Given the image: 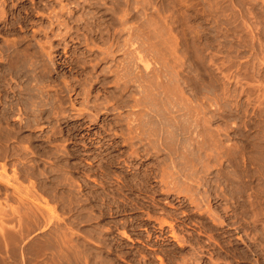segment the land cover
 Returning a JSON list of instances; mask_svg holds the SVG:
<instances>
[{"label": "rangeland", "instance_id": "374dc122", "mask_svg": "<svg viewBox=\"0 0 264 264\" xmlns=\"http://www.w3.org/2000/svg\"><path fill=\"white\" fill-rule=\"evenodd\" d=\"M56 18L61 23L56 22ZM122 23L123 25H121ZM124 25L127 27L121 30ZM92 29H97L96 34L92 33ZM141 31L146 36H142ZM129 33H133V35L140 33V37L145 38L140 39L136 36L129 38L131 36ZM114 34H120L118 37L116 36L115 40L118 45L122 47L125 45L124 47L128 48L131 44L129 41L133 40L134 43H138L135 45L139 46L137 49L141 52L133 50L127 55H124L123 51L122 53L117 52L113 59L110 57L109 60L96 62L97 64H94L95 68H93L92 63H95L97 57L101 56L102 46L105 47L107 44L113 43ZM101 36L106 39L102 40ZM128 38L130 40L127 44ZM159 38L160 40L167 38L169 41L170 39L177 41L175 44L177 50L174 48V41H171L172 48L175 50L173 52L177 56L176 59H174L173 53L169 56L172 51L170 42L168 43L167 39V41L162 39L166 43L160 40L158 42ZM92 39H96V41L99 39V42L92 43ZM143 40L145 41V44L142 43L144 46L141 44ZM124 41L127 45L122 44ZM151 42H154V45L150 44ZM164 44L168 46L166 48H169L170 52L168 49L165 50L166 45L164 46ZM150 45L154 47L151 46L152 49H150ZM40 46L44 47L41 51H39ZM48 46L53 47V50ZM155 47H158V50L163 48L160 51L164 52L163 55L166 53V65L162 60L166 57L162 58V54H159L160 52L155 50ZM192 47H195L196 50ZM0 48L5 51V53L3 51L0 53V70L2 71V73L0 71V99H3L0 105V124H3V121L6 123V119L9 124L8 127L5 123L0 125V174L1 178L5 179L0 178V230L6 231L5 234L2 230L0 231V264H161L158 257L163 259L164 264H264V0H0ZM8 48L10 49L8 50ZM16 48L21 53L24 51H26L24 53L29 52L32 55L36 53L34 55L40 59L36 60L34 55L30 57L31 54L28 53V55L25 54L28 59L23 53L16 52L15 54ZM43 49L46 50V53ZM144 50L150 51L149 55H153V57H148L149 55ZM42 51L43 53H41ZM12 52L13 55L15 54V58ZM137 52L141 53L139 55H145L144 57L148 60L157 61L159 57L162 58H159L160 63L151 61V63H155L152 66L157 75L166 72L171 76L170 73L173 74V69L176 68V61L179 63L181 67L177 64L179 68L175 70L179 71L182 76L179 73L176 74L175 71L173 75L176 77L180 90L184 88L183 96L187 97L186 95H188L192 102L196 103L197 101L196 108L198 109L209 107L208 103L211 105L210 107L213 106L214 109L206 108L205 110L206 112L210 109V112H206L208 117H212L211 125L209 124L212 129H210L212 131L219 128L222 130V134H220L221 131L217 132L220 129L213 131V134L222 140L223 146H227V150L230 151L229 157L231 159L235 157L232 161L228 159L229 157L228 161L226 158L225 160L219 158L222 164L218 160H215L217 164H214L216 163L213 162L214 160L202 155L201 161L205 162L204 166L210 170H208L209 173L206 172L207 169L203 168L204 170H199L198 175H195L196 179L193 178L194 176H187L186 179H183L185 181H188L187 178L192 181L198 179L196 182L201 186H194L197 188V190L193 188L195 193L186 194L190 196L193 193L190 196L192 199L193 196L194 199L201 197L198 199L199 201L196 200L197 203H193L192 199L190 202L189 196L187 198L185 195L187 199L182 196L184 193L178 195L174 190L173 194L171 191L167 192V186L164 191L162 186L165 184L159 183L160 174L163 175V173L158 174L163 170L161 168H166L169 164L168 168L171 165V161L166 157V152H164L166 155L161 152L155 156L143 154L134 157V154L133 158H131V154H128L131 152L128 148L130 145L128 146L126 143V136L123 137V131H127L123 130L125 125L118 122L119 111L114 110L113 91H116L117 85H114L112 80L116 68H121L127 59L135 60L136 67L135 65L134 67L142 69V66L136 61ZM6 54L9 55V58ZM41 54L45 55H42L44 58ZM22 55L25 56H23L25 59L20 58ZM156 55L157 57H155ZM178 56L179 59H177ZM154 57L157 59L155 60ZM171 57L174 61L176 60L175 64ZM16 58H20L16 64L20 62L21 64L14 67L15 64L11 71L10 61L14 64L18 61ZM34 59L36 63L38 62L37 64ZM167 62L172 64L173 69ZM39 63L40 66H38ZM6 65L7 67L10 65L9 69L5 67ZM44 65L48 71L41 67ZM96 65L98 66L96 67ZM118 65L119 67H117ZM164 65L168 66L169 70ZM27 67H29L28 70ZM30 67H32L31 70ZM110 68L112 71L115 69L113 73L109 72ZM42 69L46 71L44 78L41 77ZM13 72L14 74H12ZM36 72L41 74L37 75ZM15 74L17 76H14ZM35 77H40L42 83L47 78L43 84L36 82L38 86L43 87V90L46 87L45 99L44 97L43 99L48 101L43 106L44 113L38 115L44 118L39 117L40 121L45 120L41 122L38 121V117L33 115L31 104H29L32 99L30 94H33L32 90L36 85ZM89 77L91 81H89ZM86 79L88 80L86 81ZM52 80L53 84L51 85ZM30 82L34 84L32 85ZM193 82L198 85V91H196V84ZM47 84L48 87L52 86V89L53 86L56 89L64 87L63 89L66 91L67 87V90L72 91L68 90L63 94L64 98L72 96L69 97L70 101L65 99L64 107L67 109H64V112H67L64 113L65 115L63 114L64 116L57 117V119L60 118V122L56 120V116H52L55 114L52 110H57L56 105L50 103L52 102L50 97L55 94L56 89L48 91ZM30 86L33 87L30 88ZM86 90L90 92L85 93ZM202 91L203 94H201ZM49 92L50 94H48ZM20 93L22 94L19 95ZM138 93L134 90L132 95L138 98ZM2 94L6 96L4 97ZM199 94L202 96L199 97ZM203 96L206 98H202ZM97 99L98 102L109 101L108 111H104L105 109L93 111L92 106L90 108L91 101L92 103L93 100L97 102ZM202 99L205 100V102L202 101L204 104L199 102ZM213 100L218 104L215 105ZM132 102L131 100L129 104L132 105ZM206 102L208 103L206 104ZM71 103H74L73 106L69 105ZM72 107L74 109H71ZM125 109L122 112L123 116L131 112L130 107ZM36 119L38 123L35 121ZM21 121L24 123H20ZM56 122L58 123L56 124ZM32 124L35 125V128L32 127ZM18 125L20 126L18 127ZM37 126L38 128H36ZM16 127L20 130L16 131ZM9 133L10 136H8ZM58 145L61 146V149L58 147L60 151L57 152L55 147ZM240 151H244V153ZM240 155L241 158H239ZM210 157L212 159V156ZM158 160L159 162H157ZM208 162L209 165H207ZM238 165L240 166L238 167ZM214 167L217 168L214 169ZM237 168L241 171H238ZM3 169L5 171H2ZM216 173H219L217 175L221 174V177ZM148 174L155 177L151 178V183L147 182L146 175ZM155 175L159 177L156 178ZM67 178L69 179L67 180ZM70 179L72 182L69 181ZM122 179L124 180L122 181ZM154 179H156L155 182ZM5 182L10 183H8L9 187ZM68 182L70 185H66ZM136 183L138 185H134ZM180 183L184 185V181H180ZM144 184H146L145 187ZM181 185L178 188H181ZM146 187L147 189H145ZM151 187L153 189H150ZM199 192L201 193L199 194ZM75 195L79 198L76 199ZM254 199H258L259 202L258 200L255 202ZM87 200L90 201L86 202ZM123 201H127L125 205ZM111 202L113 203L111 204ZM207 202L211 209L208 210L210 207L205 204L204 207L208 209L203 211L202 205ZM196 204L202 205L197 207ZM67 205L71 207V210L66 208ZM257 206L260 208L257 209ZM254 208L260 212L263 211V214L257 215V210ZM34 211L37 214V219H35V213H32ZM30 212L35 216H33L34 218L31 217ZM27 213L31 216H25ZM168 213L170 216L167 218ZM75 214L78 219L85 218L80 219L79 222ZM88 214L93 215L89 216ZM97 215H102L105 218ZM54 216L60 220L57 219L55 222L52 218ZM154 218H159L161 223H158L163 224L162 228L157 223L158 219L154 220ZM162 219L163 221H160ZM36 220L39 225H36L38 224ZM164 220L173 223V227L170 228L169 224L162 223ZM48 221L54 223L50 222V227H48L46 224L49 223ZM60 225L63 226L62 230ZM44 227L45 229H43ZM172 228L175 229L173 232ZM124 232L131 236V240L124 237ZM174 232H177L176 235L180 240L173 239L175 237L171 235ZM180 242H182L181 246ZM195 258L196 260H194Z\"/></svg>", "mask_w": 264, "mask_h": 264}, {"label": "bare ground", "instance_id": "6f19581e", "mask_svg": "<svg viewBox=\"0 0 264 264\" xmlns=\"http://www.w3.org/2000/svg\"><path fill=\"white\" fill-rule=\"evenodd\" d=\"M125 1V0H124ZM129 5V4H128ZM127 7V6H126ZM127 10V9H126ZM126 13H127V11H126ZM124 14V13H123ZM58 18V17H57ZM57 18L55 19V21L57 22H59V20H57ZM55 23V22H54ZM59 23H61V22H59ZM89 23V25H91L90 24V22H88ZM88 23H86V24H88ZM121 25H123V23L121 24ZM87 27V26H86ZM91 27H93L92 25H91ZM122 27V26H121ZM125 27H127L126 25H124V27H122L121 28V30L123 29V28H125ZM87 28H89V27H87ZM150 28V27H149ZM51 29V28H50ZM53 29V28H52ZM91 29V28H90ZM95 29V28H94ZM128 29V28H127ZM93 30V29H92ZM97 30V29H96ZM96 30H93L92 31V33H95L96 34ZM115 30V29H114ZM125 30V29H124ZM103 31V30H102ZM129 31V30H128ZM130 31H131V28H130ZM129 31V32H130ZM132 31H133V29H132ZM67 32H69V31H67ZM66 32V33H67ZM75 32V31H74ZM90 32V31H89ZM117 32V31H116ZM142 33H141V35L142 36H146V35H143V31H141ZM148 32V31H147ZM59 33V32H58ZM61 33V32H60ZM65 33V32H64ZM63 33V34H64ZM103 33V32H102ZM122 33V32H121ZM134 33V32H133ZM133 33H129L130 35V37L129 38H131L132 36H136L137 38L139 37L140 39H142V38H145V37H140V33L138 34V35H133ZM149 33V32H148ZM55 34V33H54ZM63 34H61V35H63ZM68 34V33H67ZM67 34H66V36H67ZM72 34V33H71ZM58 35H60V34H58ZM58 35H56V36H58ZM102 35V34H101ZM120 34H118V35H113L114 37H113V43H109V44H107V46H102V51H101V56L99 57H97V59H96V57H95V59H96V61H95V63H92L93 65V68H95V65L94 64H97V63H100L101 61H105V60H107L108 58H114L115 57V55L117 54V52H121L122 53V51L124 52V55L126 54H129L130 52H132L133 50L135 51H137L138 49V47L139 46H136L138 43H134L133 42V40L132 41H129L130 39L128 38L127 39V44H128V41L129 42H131V44L129 45V47L128 48H126V47H122L121 45H118V43L117 42H115V40L117 39L116 38V36L118 37ZM64 36H65V34H64ZM128 36V35H127ZM61 37V36H60ZM63 37V36H62ZM74 37H76V36H74ZM102 37V36H101ZM147 37H149V36H147ZM63 38H65V37H63ZM103 38H105V37H102V40H103ZM132 38H134V37H132ZM136 38V39H137ZM189 38V37H188ZM106 39V38H105ZM108 39V38H107ZM112 39V38H111ZM118 39H120V38H118ZM147 39V38H146ZM163 39V38H162ZM162 39L160 40V38L159 39H157V41L158 40H160V41H162ZM165 39V38H164ZM163 39V40H164ZM167 39V38H166ZM164 40V41H167V40ZM189 39H191V38H189ZM61 40V39H60ZM99 40V39H98ZM96 41V39H92V43H95V42H99V41ZM109 40V39H108ZM145 40V39H144ZM143 40V41H144ZM81 41V40H80ZM85 41H87L86 39H85ZM104 41H106V40H104ZM112 41V40H111ZM111 41H109V42H111ZM126 41V40H125ZM124 41V42H125ZM136 41V40H135ZM140 41V40H139ZM143 41H141V44L143 43V44H145V41L143 42ZM148 41V40H147ZM164 41H162L163 43H166V42H164ZM172 39H170V41L168 40V43L171 45V48H172V46L174 45V48L176 49V47H175V44H176V40L173 42L174 44L172 45ZM191 41H192V39H191ZM61 42V41H60ZM88 42V41H87ZM122 43V44H126V42L125 43ZM137 42V41H136ZM159 42V41H158ZM157 42V45L159 44ZM162 42H160L161 44H162ZM101 43V42H100ZM154 43V42H153ZM152 42L150 43V44H153ZM155 43H156V41H155ZM167 43V44H168ZM185 43H186V40H185ZM188 43H190V42H188ZM12 44H14V43H12ZM126 44V45H127ZM136 44V45H135ZM142 44V45H143ZM146 44H147V42H146ZM160 44V45H161ZM178 44V43H177ZM194 44V43H193ZM11 45V44H10ZM15 45V44H14ZM86 45H88V43H86ZM103 45V44H102ZM141 45V46H142ZM149 45V44H148ZM154 45V44H153ZM153 45H150V47L152 46V47H154ZM163 45V44H162ZM166 44H164V46H165ZM169 45V46H170ZM190 45V44H189ZM192 45V44H191ZM8 47H10L9 45H7ZM7 46H6V48H7ZM12 46V45H11ZM144 46V45H143ZM142 46V48H145L146 49V47H143ZM146 46V45H145ZM164 46H162L163 48H164ZM12 47H14V46H12ZM11 47V48H12ZM41 47V46H40ZM43 47V46H42ZM42 47L40 48V50L39 51H41V49H42ZM49 47V46H48ZM122 47V48H121ZM149 47V48H150ZM152 47L150 48V49H152ZM166 47H168L167 45L165 46V50L167 51V49L169 50V48H166ZM44 48V47H43ZM52 49L53 47H49V49ZM100 48V47H99ZM141 48V47H140ZM139 48V49H140ZM161 48V47H160ZM162 48V49H163ZM189 48V47H188ZM190 48H191V46H190ZM1 49V48H0ZM10 48H8V50H9ZM13 49V48H12ZM11 49V50H12ZM38 49V48H37ZM101 49H98V50H101ZM147 49H148V47H147ZM149 49V50H150ZM162 49H159L158 50V47H155V50H157V51H159V52H156L155 50H153V51H155L156 53H159V54H162V53H164L163 51H162V53H161V51L160 50H162ZM192 49H194V50H196L195 49V47L193 48L192 47ZM191 49V50H192ZM10 50V51H11ZM15 50H17V48L15 49ZM14 50V51H15ZM25 50V49H24ZM23 50V51H24ZM27 50H28V47H27ZM44 50V49H43ZM53 50V49H52ZM121 50V51H120ZM141 50V49H140ZM143 50V49H142ZM172 51H171V53H169V56H171L172 55V53H173V56L175 57H173L174 59H176V54H175V52H173V48L171 49ZM177 50V49H176ZM4 52L5 53V51L4 50H0V53L1 52ZM7 51V50H6ZM18 51H20V50H17V51H15V54H16V52H18ZM93 51V50H92ZM135 51V52H136ZM139 51V50H138ZM175 51V50H174ZM24 52H26V51H24ZM24 52H22L24 55L26 54V55H28L29 54V52H27V53H24ZM35 52V51H34ZM139 52H141V51H139ZM144 52H146L148 55L150 54L149 52L150 51H147V50H144ZM168 52H170V50L168 51ZM168 52H167V55H168ZM194 52V51H193ZM7 54L9 53V51L8 52H6ZM19 53H21V52H18V54ZM21 53V54H22ZM41 53H43V51L41 52ZM44 53H46V50H44ZM47 53H49L48 51H47ZM134 53V52H133ZM133 53H132V56H133ZM6 54V56H7V58H9L8 56L9 55H7ZM14 54V55H15ZM20 54V55H21ZM31 54V53H30ZM29 54V55H30ZM34 54H36V53H34ZM33 54V55H34ZM38 54V53H37ZM51 54V53H50ZM50 54H48V55H50ZM100 54V53H99ZM137 55V63H139V65L140 66H142V69L140 70V68H138V69H136L135 67H136V63L134 62V61H131V60H133V59H131V60H128L127 59V61L125 62V64L124 65H122V67L120 68L119 67V65L117 66V67H119V68H116V70L115 69H113V71L115 70V72H114V77H113V84L114 85H117V89H116V91L115 92H117L118 94L117 95H115L114 93V91H113V105H115V108H114V110H117V111H119V114H118V122L119 123H123L124 125H125V129H123L122 127V125L121 124H119V125H121L122 127V129L123 130H125V131H127V132H124L123 130H120L121 132L123 131V137L124 136H126V143H128V146L130 145V147H128L129 149H130V153L128 152V154H131V158H133L132 157V155H134V157L136 156V155H143V154H153L154 156H155V154H158L159 155V153H161V152H166V154H167V156L166 157H168L169 158V160L171 161V165L167 168V166L169 165H167L166 166V168H161V169H165L164 171L163 170H161V172H157L158 174H160V173H163V175H161L160 174V177L162 176V178L160 179V177H159V183H161V184H165L164 186H162L163 187V189L167 186V192L169 191H171V194H173L172 193V191L174 190V191H177V194L179 195V194H181V193H184V195L182 194V196H185L186 194H190V192H194L195 190H193V188H194V186H196V187H199V183L198 182H196L195 180H193L192 181V179H190L189 180V178H187L188 179V181H185V180H183V179H186L185 177H187V176H194L193 178H195V175L197 174L198 175V171L199 170H201V169H207V171L206 172H208V168H206L207 166H204V164H205V162L204 163H202L203 161H201V158L203 157L202 155L204 154V156H205V158H207L208 157V159H210V160H214L213 162H216L217 160L220 162L221 160H219V158H221V159H224L225 160V158L227 159L229 156H230V151H228L227 150V146L225 147V146H223L224 145V143H222L221 141V139L220 138H216L215 137V135L213 134V131L215 132V130H219V129H214L213 131L211 130L212 128V126H209V124L211 123V119H212V117H208L207 116V114H206V112L207 111H209V110H207L206 112H205V110H206V108H212V107H210L211 105L208 103V102H206V104L208 103V105H209V107H206V108H196L197 106H196V104L198 105V102L196 101V103H195V101H193L192 102V100L188 97V95H186L187 97H185V95L183 96V89L182 90H180V88H179V85H178V82H177V80H176V77H174V71L176 72V74L177 73H179V71H177V70H175L176 68L178 69L179 67H181L180 65H179V63H177V61H176V64H175V61H174V59H173V63L175 64V69H173L172 68V64H168V62H167V64L168 65H170V67L174 70L173 71V74H171L170 73V75L171 76H169L168 75V73H166V72H163V73H165V74H158L157 75V73H155V71H154V69H153V66H152V64H155V63H151V61H153L152 59H149L148 60V58L146 59V57H144L145 55H139V54H141V53H136ZM153 54V53H152ZM155 54V53H154ZM159 54H158V56H159ZM171 54V55H170ZM12 55H13V52H12ZM11 55V56H12ZM13 55V56H14ZM24 55H22V56H20V58H22ZM25 55V56H26ZM33 55L31 54V56L30 57H33ZM43 54H41V56H42ZM98 55V54H97ZM131 55V54H130ZM165 55V56H164ZM162 54V58H164V57H166V53L165 54ZM11 56H10V58H11ZM12 56V57H13ZM24 56V57H25ZM43 56H45V55H43ZM42 56V57H43ZM46 56H47V54H46ZM119 56V55H118ZM129 56V55H128ZM131 56V57H132ZM147 56V55H146ZM153 57V55H149L148 57ZM23 57V58H24ZM39 57H40V55H39ZM42 57H41V59H42ZM48 57V56H47ZM94 57V56H93ZM155 57H157V55L155 56ZM154 57V58H155ZM14 58H15V56H14ZM20 58H16V60H18V61H14L13 60V62H15L14 64L10 61V63H11V66H12V69H11V71L13 70V66L17 63V62H19L20 61ZM26 58H27V56H26ZM34 58L36 59V60H38V59H40V58H36V55H34ZM44 58V57H43ZM49 58V57H48ZM50 58H52V57H50ZM75 58V57H74ZM134 58H135V55H134ZM160 59H162L161 57H159ZM159 58H158V60L157 61H153V62H157V63H160L159 62ZM169 58V57H168ZM13 59V58H12ZM25 59V58H24ZM24 59H23V62H24ZM28 59V58H27ZM30 59H32V58H30ZM35 59H34V61H35ZM87 59V58H86ZM157 58H155V60H156ZM172 59L170 60L171 62H172ZM177 59H179V56H178V58ZM22 60V59H21ZM80 60V59H79ZM78 60V61H79ZM82 60H84V59H82ZM89 60H91V59H89ZM109 60V59H108ZM162 60H167V57L166 58H164V59H162ZM26 61V60H25ZM29 61V60H28ZM33 61V62H34ZM113 61V60H112ZM163 61V62H164ZM9 62V61H8ZM31 62V64H32V60L30 61ZM85 62V61H84ZM84 62H82V63H84ZM88 62V61H87ZM86 62V63H87ZM91 62V61H90ZM93 62V61H92ZM97 62V63H96ZM163 62H161V63H163ZM35 63H36V61H35ZM38 63V62H37ZM36 63V64H37ZM65 63V62H64ZM81 63V62H80ZM86 63H84V64H86ZM105 63V62H104ZM13 64V65H12ZM21 64V62L20 63H18V64H16L14 67H18V65H20ZM28 64H30L29 62H28ZM30 64V65H31ZM34 64V63H33ZM122 64V63H121ZM173 64V65H174ZM177 64H178V66L179 67H177ZM29 65V66H30ZM99 65V64H98ZM98 65H96V67L98 66ZM100 65H102V64H100ZM134 65H135V67H134ZM157 65V64H156ZM155 65V66H156ZM165 65H166V61H165ZM164 65V67L166 68V67H168V66H165ZM10 66V65H9ZM8 66V67H9ZM33 66V65H32ZM35 66V65H34ZM37 66V65H36ZM38 66H40V63H39V65ZM50 66V65H49ZM139 66V67H140ZM5 67H7V65L5 66ZM7 67V68H8ZM21 67V66H20ZM42 68H45V65L44 66H41ZM109 67V66H108ZM163 67V68H164ZM28 68L29 67H27V70H28ZM31 68L32 67H30V70H31ZM36 68V67H35ZM112 68V67H111ZM110 68V69H111ZM135 68V69H134ZM155 68V67H154ZM170 68V69H171ZM9 69V68H8ZM21 69V68H20ZM23 69H24V67H23ZM48 69V68H47ZM46 68L44 69V70H47ZM119 69V70H118ZM159 69V68H158ZM167 69V68H166ZM165 69V70H166ZM19 70V69H18ZM50 70V69H49ZM104 70V69H103ZM156 70V69H155ZM164 70V69H163ZM167 70H169V67H168V69ZM1 71V70H0ZM3 71H4V68H3ZM6 71V70H5ZM10 71V70H9ZM14 71H16V70H14ZM37 71V70H36ZM39 71V70H38ZM41 71V70H40ZM42 71H43V69H42ZM48 71V70H47ZM112 72L113 73V71H112V69L111 70H109V72ZM172 71V70H171ZM21 72V71H20ZM45 72L46 71H43L42 72V74L41 73H39V74H41V77L42 78H44V77H46V75H45ZM158 72V71H157ZM170 72V71H169ZM1 73H2V71H1ZM7 74H8V72H6ZM9 73H11V72H9ZM23 74H24V72H22ZM27 73V72H26ZM29 73V72H28ZM27 73V74H28ZM34 73H35V71H34ZM33 73V74H34ZM38 72H36V74H37ZM48 73V72H47ZM161 73H162V70H161ZM12 74H14V72L12 73ZM18 74V73H17ZM17 74H15L14 76H17ZM39 74H37V75H39ZM110 74V73H109ZM180 75H181V73H179ZM178 74V75H179ZM5 75V74H4ZM152 75H156V76H152ZM177 75V76H178ZM180 75L178 76L179 78H180ZM22 76V75H21ZM25 76V75H24ZM36 76V75H35ZM90 76V75H89ZM182 76V75H181ZM5 77V76H4ZM188 77V76H187ZM1 78H2V75H1ZM30 78V77H29ZM92 78V77H91ZM190 78V77H189ZM7 79V78H6ZM19 79V78H18ZM31 79V78H30ZM35 79V84L36 85H34V87L33 86H30V88H32L33 87V94L31 93H29L30 95H32V99H31V103H29V104H31L30 106H31V110H32V112H33V115H35V117H38V121H40L39 120V117H42V116H38L39 114H41L43 111H44V109H43V106L48 102H46V100H44L45 99V94H44V91H46V87H45V85H44V87H45V90H43L42 88L43 87H41V85H37V81L38 82H40V83H42V81H40V77H35L34 78ZM47 79V78H46ZM45 79V80H46ZM88 79H90V77L88 78ZM88 79H86V81L88 80ZM186 79H188V78H186ZM1 80V79H0ZM42 80V79H41ZM44 80V79H43ZM45 80H44V82L43 83H45ZM50 80V79H49ZM49 80H47V81H49ZM78 80V79H77ZM192 80V79H191ZM5 81V80H4ZM89 81H91V79L89 80ZM88 81V82H89ZM94 81V80H93ZM188 81V80H187ZM186 81V82H187ZM7 82V81H6ZM5 83V82H4ZM3 83V84H4ZM28 83V82H27ZM31 83V82H30ZM33 83V84H34ZM42 83V84H43ZM90 83V82H89ZM193 83H195V82H193ZM32 84V83H31ZM32 84V85H33ZM53 84V80H52V82H51V85ZM65 84V83H64ZM86 84V83H85ZM90 84H92V82L90 83ZM89 84V85H90ZM196 84V83H195ZM5 85H7V84H5ZM8 85H10V84H8ZM30 85V84H29ZM189 85V84H188ZM187 85V86H188ZM111 86H112V84H111ZM180 86H182V84L180 83ZM190 86H191V84H190ZM196 86H197V88H196ZM196 86H195V89H196V91H198L197 89H198V85L196 84ZM201 86V85H200ZM1 87V86H0ZM10 87V86H9ZM12 87V86H11ZM47 87H48V84H47ZM56 87V86H55ZM58 87H61V86H58ZM69 87V86H68ZM76 87V86H75ZM202 87V86H201ZM2 88H4V87H2ZM6 88V87H5ZM22 88V87H21ZM20 88V89H21ZM24 88H25V86H24ZM64 87H62V89L60 88V89H56V88H54V86H53V89H52V86L50 87V85H49V87H48V91H49V89H51L50 90V92L52 91V90H54V89H56V91L54 92L55 94L53 95V96H51L50 97V100L52 101V102H50V103H54V106L56 105V108H57V110L55 111V110H52V112L53 113H55L54 115L52 114V116H56L55 118H56V120H58V122H60L59 121V119L60 118H58L57 119V117H59V116H64L65 114L64 113H66V112H64V109H67V108H65L64 107V104H65V99L66 100H68L69 99V97L70 96H72V95H69V97H67V98H64L65 96L63 95L64 93H66V91H68L67 90V87H66V91H65V89H63ZM70 88V87H69ZM77 88V87H76ZM10 89V88H9ZM14 89V88H13ZM12 89V90H13ZM27 89V88H26ZM71 89H72V87H71ZM85 89V88H84ZM199 89H200V87H199ZM6 90V89H5ZM11 90V91H12ZM43 90V91H42ZM73 90V89H72ZM134 90L135 91H137V92H139L138 94H139V96H138V98L137 97H134L135 95H132V92H134ZM193 90H194V88H193ZM9 91V90H8ZM7 91V92H8ZM14 91V90H13ZM25 91V90H24ZM69 91H71V90H69ZM75 91H77V90H75ZM90 92L89 90H86V91H84L85 93H88V92ZM183 91V92H182ZM200 91H201V89H200ZM28 92V91H27ZM50 92L48 93V94H50ZM72 92V91H71ZM5 93H6V91H5ZM11 93V92H10ZM13 93V92H12ZM25 93V92H24ZM198 93V92H197ZM4 94V93H3ZM2 94V95H3ZM18 94V93H17ZM22 93H20L19 95H21ZM28 94V95H29ZM47 94V96H49ZM69 94V93H68ZM73 94V93H72ZM90 94V93H89ZM201 94H203V91L201 92ZM201 94H199V97H200V95ZM85 95V94H84ZM88 95V94H87ZM207 95V97H208V93L206 94ZM206 95H204V96H206ZM4 96V95H3ZM6 96V95H5ZM4 96V97H5ZM13 97L15 96V95H12ZM67 96V95H66ZM77 96H79V95H77ZM90 96V95H89ZM202 96V95H201ZM204 96L202 97V98H204ZM17 97V96H16ZM43 97H44V99H43ZM29 98V97H28ZM108 98H110V97H108ZM185 98V99H184ZM197 98V97H196ZM206 98V97H205ZM204 98V99H205ZM13 99V98H12ZM11 99V100H12ZM47 99V98H46ZM86 99H88V98H86ZM85 99V100H86ZM96 99V98H95ZM193 99V98H192ZM200 99V98H199ZM1 100H3V99H0V105H1ZM5 100V99H4ZM9 100V99H8ZM49 100V99H48ZM72 100V99H71ZM133 101L132 102V105L131 104H129V102L130 101ZM194 100V99H193ZM197 100V99H196ZM15 101V100H14ZM69 101H70V99H69ZM88 101V100H87ZM90 101V100H89ZM94 102L92 103V101H91V104L89 105L90 106V108H91V106H92V109H93V111L96 109V110H100V109H105L104 111H108V109L110 108V107H108L109 105H110V103H109V101L108 100H106V102L105 101H103V102H98V99H97V102L95 101V100H93ZM108 101V102H107ZM202 102V101H204L205 102V100H199V102ZM3 102V101H2ZM11 102V101H10ZM29 102V101H28ZM111 102V101H110ZM204 102H202L203 104H204ZM213 102H215V105H217L216 104V102L217 101H215V100H213ZM6 103V102H5ZM4 103V104H5ZM13 103H15V102H13ZM27 103V102H26ZM67 103V102H66ZM221 103V102H220ZM219 103V104H220ZM8 104V103H7ZM10 104V103H9ZM8 104V105H9ZM20 104V103H19ZM18 104V105H19ZM73 104L74 103H71V104H69V105H72L73 106ZM85 104H86V108L88 109V106H87V103L85 102ZM109 104V105H108ZM112 104V103H111ZM205 104V106H208V105H206ZM212 104V103H211ZM27 105V104H26ZM67 105V104H66ZM202 105V104H201ZM214 105V104H213ZM52 105H50V107H51ZM68 106V105H67ZM75 106V105H74ZM204 106V107H205ZM5 107H6V105H5ZM9 107V106H8ZM23 107V106H22ZM127 107H130L131 108V112L129 113V114H126L125 116H123L122 115V112L124 111V109L125 108H127ZM215 107V106H214ZM11 108H12V106H11ZM25 108V107H24ZM52 108V107H51ZM76 108V107H75ZM215 108H217V107H215ZM5 109V108H4ZM7 109V108H6ZM48 109V108H47ZM54 109H55V107H54ZM71 109H74V107H72ZM212 109H214V108H212ZM8 110V109H7ZM11 110H14V109H11ZM21 110V109H20ZM25 110V109H24ZM126 110V109H125ZM23 111V110H22ZM26 111V110H25ZM51 111V110H50ZM81 111V110H80ZM89 111H90V109H89ZM130 111V110H129ZM216 111L217 112H219L217 109H216ZM10 112V111H9ZM13 112V111H12ZM120 112H121V114H120ZM210 112V111H209ZM208 112V113H209ZM5 113V112H4ZM8 113V112H7ZM30 113V112H29ZM44 113V112H43ZM47 113V112H46ZM49 113V114H50ZM104 113V112H103ZM12 114V113H11ZM20 114V113H19ZM22 114V113H21ZM64 114V115H63ZM72 114V113H71ZM42 115V114H41ZM44 115V114H43ZM212 115H213V113H212ZM6 116H8V115H6ZM51 116V117H52ZM4 117V116H3ZM49 117V116H48ZM50 117V118H51ZM218 117V116H217ZM9 119H10V117H8ZM25 118V117H24ZM43 118V117H42ZM46 118V117H45ZM6 119V118H5ZM18 119H19V116H18ZM17 119V120H18ZM20 119H21V116H20ZM41 119V118H40ZM44 119V118H43ZM49 119V118H48ZM62 119V118H61ZM2 120H4V119H2ZM7 121H6V123H5V121H3L5 124H7L8 123V119H6ZM22 120V119H21ZM29 120V119H28ZM30 120H31V118H30ZM50 120H52V119H50ZM25 121V120H24ZM36 122H37V119L35 120ZM41 121H45V120H41ZM40 121V122H41ZM48 121V120H47ZM54 121V120H53ZM30 122V121H29ZM52 122V121H51ZM55 122V121H54ZM58 122H56V124L58 123ZM3 123V124H4ZM16 123V122H15ZM20 123H24V122H20ZM33 123H34V121H33ZM38 123V122H37ZM2 124V123H1ZM0 124V125H1ZM2 124V125H3ZM11 124V123H10ZM36 124V123H35ZM44 124V123H43ZM25 125V124H24ZM27 125H29V124H27ZM31 125V124H30ZM38 126L39 125H41V124H37ZM211 125V124H210ZM234 125V124H233ZM7 127L9 126V124H7L6 125ZM6 126H4V127H6ZM20 125H18V127H19ZM22 126H23V124H22ZM21 126V127H22ZM35 125L34 124H32V127H34ZM38 126L36 127V128H38ZM6 127V128H7ZM25 127V126H24ZM29 128H30V126H28ZM44 127H46V126H44ZM48 127V126H47ZM56 127V126H55ZM119 127V126H118ZM232 127V126H231ZM15 128V127H14ZM27 128V127H26ZM25 128V129H26ZM35 128V127H34ZM34 128H31V129H34ZM42 128V130H43V126L41 127ZM41 128H39V129H41ZM211 128V129H210ZM4 129V131H5V128H3ZM3 129H2V131H3ZM8 129V128H7ZM16 129H17V127H16ZM223 129V128H222ZM14 130V129H13ZM18 130H20V129H17L16 131H18ZM41 130V131H42ZM7 131H9V130H7ZM15 131V132H16ZM21 131H22V129H21ZM39 131V130H38ZM221 131V133L220 134H222V130L220 129L219 131H217L218 133ZM225 131V130H224ZM43 132V131H42ZM55 133V132H54ZM3 134H5L4 132H3ZM16 134H18V132H16ZM36 134V133H35ZM56 134H57V131H56ZM8 136H10V133H9V135ZM228 136V135H227ZM30 137H32V136H30ZM218 137V136H217ZM221 137V136H220ZM225 137V136H224ZM125 138V137H124ZM223 138V137H222ZM226 138V137H225ZM229 138V137H228ZM29 139V138H28ZM227 141V140H226ZM228 142V141H227ZM125 143V142H124ZM225 144H226V142H225ZM7 145V144H6ZM125 145V144H124ZM229 145V144H228ZM9 146V145H8ZM55 146V145H54ZM231 146V145H230ZM230 146H229V148H230ZM58 147H60V149H61V146H56L55 148H57V152L58 151H60V149L58 148ZM233 147V146H232ZM25 149H27V147H24ZM228 148V149H229ZM234 148V147H233ZM9 149V148H8ZM16 149V148H15ZM24 149V150H25ZM18 150V149H17ZM56 150V149H55ZM226 150H227V152H226ZM231 150V149H230ZM63 151V150H62ZM129 151V150H128ZM208 151H209V153H208ZM233 151V150H232ZM31 152H32V150H31ZM56 152V153H57ZM226 152V153H225ZM237 152V151H236ZM235 152V153H236ZM241 152V151H240ZM240 152H239V154H240ZM60 153V152H59ZM59 153H57V154H59ZM234 153V152H233ZM238 153V152H237ZM241 153H244V151L243 152H241ZM34 154V153H33ZM165 154V153H164ZM165 154V155H166ZM214 154V155H213ZM161 155V154H160ZM232 155V154H231ZM20 156V155H19ZM24 156H26V155H24ZM130 156V155H129ZM147 156V155H146ZM210 156H212V159H211V157ZM235 156V155H234ZM7 157V156H6ZM144 157H145V155H144ZM165 157V156H164ZM165 157V158H166ZM130 158V157H129ZM139 158H140V156H139ZM157 158V157H156ZM218 158V159H217ZM235 158V157H234ZM233 157H232V159H234ZM238 158V157H237ZM239 158H241V155L239 156ZM137 159V158H136ZM147 159V158H146ZM158 159V158H157ZM228 159H230L231 161H232V159L229 157ZM228 159H227V161H228ZM243 159V158H242ZM241 159V160H242ZM134 160V159H133ZM163 160V159H162ZM161 160V161H162ZM205 160H207V159H205ZM204 160V161H205ZM216 160V161H215ZM223 160V161H224ZM229 160V161H230ZM237 160V159H236ZM235 160V161H236ZM240 160V159H239ZM114 161V160H113ZM167 161V160H166ZM165 161V162H166ZM169 161V162H170ZM209 161V160H208ZM234 161V162H235ZM238 161V160H237ZM237 161H236V163H237ZM251 161V160H250ZM108 162V161H107ZM109 162H111L110 160H109ZM108 162V163H109ZM157 162H159V160L157 161ZM169 162H167V163H169ZM218 162V163H219ZM114 163V162H113ZM162 163H163V161H162ZM221 164H222V161L220 162ZM224 163V162H223ZM229 163H231V162H229ZM160 165H161V163H159ZM210 163L208 162L207 163V165H209ZM211 164H212V161H211ZM214 164H217V162L216 163H214ZM213 164V165H214ZM152 165V164H151ZM224 165V164H223ZM222 165V166H223ZM68 166V165H67ZM158 166V165H157ZM162 166V165H161ZM216 166V165H215ZM219 166V165H218ZM225 166V165H224ZM240 165H238V167H239ZM243 166V165H242ZM4 167H5V165H4ZM71 168H73L72 166H70ZM163 167V166H162ZM210 167V166H209ZM211 167H213L212 165H211ZM235 167H237V166H235ZM244 167V166H243ZM246 167V166H245ZM154 168V167H153ZM157 168V167H156ZM155 168V169H156ZM217 168V167H216ZM215 167H214V169H216ZM222 168V167H221ZM242 168V167H241ZM251 168V167H250ZM203 169V170H204ZM236 169V168H235ZM252 169V168H251ZM147 171H148V169H146ZM159 170V169H158ZM212 170V169H211ZM224 170H225V168H224ZM237 170H238V168H237ZM240 170V169H239ZM238 170V171H239ZM245 170H247V169H245ZM2 171H5L4 169L2 170ZM22 171V170H21ZM151 171V170H150ZM157 171V170H156ZM155 171V172H156ZM163 171V172H162ZM210 171V170H209ZM220 171H221V169H220ZM234 171V170H233ZM241 171V170H240ZM242 171H243V168H242ZM252 171V170H251ZM259 171V170H258ZM154 172V173H155ZM201 173H202V171H200ZM205 172V171H204ZM223 172V171H222ZM222 172H221V174H222ZM33 173V172H32ZM147 173V172H146ZM146 173H144V174H146ZM209 173V172H208ZM259 173V172H258ZM261 173V172H260ZM16 174V173H15ZM28 174V173H27ZM138 174V173H137ZM140 174V173H139ZM142 174V173H141ZM153 174V173H152ZM152 174H148V175H146L147 176V182H149V183H151V178L154 176V175H152ZM212 174V173H211ZM217 174H219V173H216V175ZM221 174L220 175H217V176H219V177H221ZM245 174V173H244ZM263 174V173H262ZM3 175V174H2ZM31 175V174H30ZM200 175V174H199ZM207 175V174H206ZM210 175V174H209ZM261 175V174H260ZM4 176V175H3ZM47 176V175H46ZM137 176V175H136ZM141 176V175H140ZM156 176V175H155ZM157 176H156V178H157ZM6 177V176H5ZM14 177H17L16 175H14ZM133 177H135V176H133ZM144 177V176H143ZM242 177V176H241ZM253 177V176H252ZM252 177H251V179H252ZM262 177V176H261ZM0 178H1V174H0ZM3 178V177H2ZM1 178V179H2ZM10 178V177H9ZM42 178V177H41ZM62 178V177H61ZM139 178V177H138ZM142 178V177H141ZM140 178V179H141ZM145 178V177H144ZM143 178V179H144ZM153 178H155V177H153ZM192 178V177H191ZM197 178V177H196ZM195 178V179H196ZM200 178V177H199ZM4 179V178H3ZM64 179V178H63ZM69 178H67V180H68ZM132 179V178H131ZM201 179V178H200ZM203 179H204V177H203ZM216 179V178H215ZM5 180V179H4ZM61 180V179H60ZM124 179H122V181H123ZM155 180L156 179H154V182H155ZM18 181V180H17ZM62 181V180H61ZM61 181H59V182H61ZM64 181H66V179H64ZM69 181H71L72 182V180L70 179ZM139 181H141V180H139ZM139 181H137V182H139ZM143 181V180H142ZM180 181H184V185L182 184L181 185V183L179 184V182ZM202 181H204V180H202ZM202 181H200L201 183H202ZM217 181V180H216ZM215 181V182H216ZM10 182V181H9ZM8 182V183H9ZM125 182V181H124ZM127 182V181H126ZM132 181L130 180V183H131ZM134 182V181H133ZM144 182V181H143ZM157 182V181H156ZM7 185H8V187H9V184L7 183V182H5ZM4 183V184H5ZM64 183V182H63ZM70 182H68V184H66V185H70L69 184ZM114 183V182H113ZM145 183V182H144ZM148 183V184H149ZM205 183V182H204ZM1 184H2V182H1ZM124 184V183H123ZM206 184V183H205ZM17 185V184H16ZM72 185V184H71ZM134 185H138L137 183L136 184H134ZM133 185V186H134ZM140 185H141V183H140ZM145 185L146 184H144V187H145ZM179 185H181V188H178L179 187ZM20 186V185H19ZM125 186V185H124ZM128 186H130L129 184H128ZM128 186H127V188H128ZM142 186H143V184H142ZM151 186L153 187V185L151 184ZM159 186V185H158ZM201 186V185H200ZM7 187V188H8ZM42 187V186H41ZM136 187V186H135ZM139 187H141V186H139ZM150 188V189H153V188ZM161 187V188H162ZM195 187V188H196ZM123 188H125V187H123ZM138 188V187H137ZM194 188V189H195ZM220 188V190H221V187H219ZM263 188H264V186H263ZM131 189V188H130ZM134 189V188H133ZM139 189V188H138ZM145 189H147V187L145 188ZM144 189V190H145ZM156 189V188H155ZM160 189V188H159ZM201 189V188H200ZM239 189V188H238ZM47 190V189H46ZM126 190H128V189H126ZM158 190V189H157ZM193 190V191H192ZM196 190H197V188H196ZM219 190V191H220ZM240 190V189H239ZM238 190V191H239ZM261 190H262V188H261ZM261 190H260V192H261ZM264 190V189H263ZM132 191V190H131ZM130 191V192H131ZM140 191H142L141 190V188H140ZM162 191V190H161ZM164 191H165V189H164ZM203 191V190H202ZM235 191H237L236 189H235ZM21 192V191H20ZM149 192V191H148ZM156 192V191H155ZM207 192V191H206ZM263 192V191H262ZM176 193V192H175ZM174 193V194H175ZM195 193V192H194ZM201 192H199V194H200ZM218 193V192H217ZM221 193V192H220ZM237 193V192H236ZM255 193V192H254ZM197 194V193H196ZM222 194V193H221ZM239 194H240V191H239ZM261 194H263V193H261ZM19 195V194H18ZM93 195V194H92ZM97 195V194H96ZM193 195V193L190 195V196H192ZM198 195V194H197ZM217 195V194H216ZM215 195V196H216ZM224 195V194H223ZM223 195H222V197H223ZM225 195H226V193H225ZM36 196V195H35ZM95 196V195H94ZM187 196V198H188V196L189 195H186ZM186 196H185V198H186ZM189 196V201L192 199L191 197ZM198 196H200V195H198ZM262 196V195H261ZM96 197H99V196H96ZM197 197V196H196ZM207 197V196H206ZM219 198H221L220 196H218ZM225 197H227V196H225ZM253 197L254 198H256L254 195H253ZM257 197H259L258 195H257ZM22 198V197H21ZM37 198V197H36ZM61 198H63V197H61ZM67 198H69V197H67ZM75 198L77 199V198H79L78 196L76 197V195H75ZM91 198V197H90ZM185 198H184V200H185ZM186 198V199H187ZM199 198H201V197H199ZM199 198H197V199H194V196H193V199H192V201H193V203H197L196 202V200L197 201H199L198 199ZM205 198V197H204ZM204 198H202V199H204ZM209 198V197H208ZM238 198H239V195H238ZM262 198V197H261ZM261 198H258L259 200L261 199ZM81 199V198H80ZM94 199H95V197H94ZM98 199V198H97ZM222 199H224V198H222ZM258 199H256V200H258ZM21 200V199H20ZM69 200V199H68ZM70 200H72V198H70ZM81 200H83V198L81 199ZM114 200V199H113ZM208 200V199H207ZM255 200V199H254ZM256 200H255V202H256ZM259 200H258V202H259ZM261 200H263V199H261ZM79 201V200H78ZM88 201H90V200H87L86 202H88ZM116 201V200H115ZM201 201V200H200ZM205 201V200H204ZM203 201V202H204ZM209 201V200H208ZM20 202H22V200L20 201ZM70 202V201H69ZM81 202H83V201H81ZM125 202H127V201H125ZM125 202L123 201V203H124V205H125ZM191 202V201H190ZM202 202V201H201ZM206 202V201H205ZM263 202V201H262ZM113 202H111V204H112ZM120 203V202H119ZM129 204H130V202H128ZM182 203V202H181ZM208 203V202H207ZM207 203H203V205L202 204H200V205H197V207H199V206H203V209L202 208H200V211H204V210H206V209H208V208H205L204 206H205V204L206 205H209V203L207 204ZM71 204H73V202H71ZM70 204V205H71ZM79 204V203H78ZM81 204V203H80ZM88 204V203H87ZM117 204V203H116ZM115 204V205H116ZM122 204V203H121ZM127 204V203H126ZM128 204V205H129ZM133 204V203H132ZM252 204H254V203H252ZM251 204V205H252ZM69 205V204H68ZM67 205V206H68ZM85 205V204H84ZM194 205V204H193ZM196 205H195V208L197 209V207H196ZM258 205V204H257ZM261 205V204H260ZM64 206H65V204H64ZM74 206V205H73ZM109 206H110V203H109ZM117 206H118V204H117ZM123 206V205H122ZM254 206V205H253ZM261 206H263V205H261ZM80 207V206H79ZM84 207V206H83ZM82 207V208H83ZM115 207V206H114ZM135 207H136V205H135ZM134 207V208H135ZM209 207H210V205H209ZM38 208V207H37ZM66 208H70V210H71V207H66ZM75 208H76V206H75ZM110 208V207H109ZM126 208H127V206H126ZM125 208V209H126ZM133 208V207H132ZM205 208V209H204ZM257 209L258 208H260V206H257L256 207ZM256 208H254V209H256ZM115 209V208H114ZM118 209H119V207H118ZM131 209V208H130ZM202 209V210H201ZM211 209V207L208 209V210H210ZM256 209V210H257ZM37 210H40V209H37ZM75 210V209H74ZM102 210V209H101ZM107 210V209H106ZM123 210V209H122ZM207 210V211H208ZM227 210V209H226ZM264 210V209H263ZM32 211V210H31ZM81 211H82V209H81ZM103 211V210H102ZM105 211V210H104ZM198 211H199V209H198ZM228 211V210H227ZM80 212V211H79ZM110 212H112V211H110ZM119 212V211H118ZM126 212V211H125ZM124 212V213H125ZM209 212V211H208ZM210 212H213V211H210ZM263 212V211H262ZM262 212H260V211H256V213H257V215H259V213H261V214H263ZM29 213V212H28ZM26 214L25 216H27V215H29V214ZM31 213V212H30ZM36 215V217L33 215ZM31 213V215H29V216H31V217H35V219H37V214H36V212L34 211V212H32ZM39 213V212H38ZM41 213V212H40ZM42 213H44V212H42ZM120 213V212H119ZM123 213V212H122ZM121 213V214H122ZM254 213V212H253ZM255 213V214H256ZM77 214V213H76ZM75 214V216L77 217V215ZM80 214V213H79ZM106 214V213H105ZM211 214V213H210ZM213 214V213H212ZM214 214H216V213H214ZM213 214V215H214ZM12 215V214H11ZM41 215V214H40ZM83 215H85V214H83ZM89 216L90 215H93V214H88ZM88 215H86V216H88ZM51 216V215H50ZM97 216H102V215H97ZM106 216V215H105ZM111 216V215H110ZM170 216V214L168 213V215H167V218ZM33 217V218H34ZM41 217V216H40ZM48 217V216H47ZM55 217V216H54ZM54 217H52L53 218V220H55V222L57 221V219H56V217L54 218ZM58 217V216H57ZM79 217H81V216H79ZM94 217H96V216H94ZM103 217V216H102ZM101 217V218H102ZM109 217V216H108ZM152 217V216H151ZM60 218V217H59ZM83 218H85V217H83ZM83 218H80L81 220H83ZM98 218V217H97ZM103 218H105V217H103ZM148 218H150V217H148ZM34 219V220H35ZM39 219V218H38ZM44 219V218H43ZM51 219V218H50ZM62 219V218H61ZM77 219H78V217H77ZM80 219H78V221L80 220ZM87 219H89V218H87ZM91 219V218H90ZM152 219V218H151ZM156 219H158V221H157V223L159 222V218H154V220H156ZM214 219V218H213ZM216 219H217V216H216ZM216 219H214L215 221H216ZM18 220H20V219H18ZM29 220V219H28ZM58 220H60V219H58ZM98 220V219H97ZM218 220V219H217ZM37 221V220H36ZM46 221V220H45ZM77 221V222H78ZM84 221H89V220H84ZM91 221V220H90ZM96 221V220H95ZM160 221H163V219L162 220H160ZM167 221V220H166ZM165 220H164V222H162V223H164V224H169L170 225V228L171 227H173V223H170V221H168V222H166ZM42 222V221H41ZM47 222V221H46ZM49 223H46L47 225H48V227H50L49 225L51 224V223H54L53 221L51 222V221H48ZM51 222V223H50ZM80 222V221H79ZM156 222V221H155ZM172 222V221H171ZM28 223V222H27ZM36 223V222H35ZM37 223H38V221H37ZM59 223H61V222H59ZM82 223V222H81ZM115 223V222H114ZM159 223H161V222H159ZM158 223V224H159ZM222 223V222H221ZM19 224H20V222H19ZM117 224V223H116ZM22 225H23V223H22ZM36 225H39V223L38 224H36ZM45 225V224H44ZM54 225V224H53ZM57 226H58V223L56 224ZM56 225H55V227H56ZM160 225V228H162L161 226H163V224L161 225V224H159ZM166 225V226H167ZM4 226V225H3ZM43 227V226H42ZM59 227H62L61 228V230L63 229V226H59ZM40 228V227H39ZM22 229H23V227H22ZM43 229H45V227L43 228ZM2 231H3V229H1ZM0 230V231H1ZM24 230V229H23ZM47 230V229H46ZM61 230H59V232H62ZM173 230H175L174 228H172V232H173ZM42 231H44V230H42ZM166 231V230H165ZM4 232V231H3ZM6 232V231H5ZM5 232H4V234H5ZM162 232V231H161ZM51 233V232H50ZM160 233V232H159ZM4 234H3V236H4ZM60 234V233H59ZM62 234V233H61ZM164 234V233H163ZM177 234V232L175 233H173L171 236L173 237H175V238H173V239H178V240H180V238H179V236H177L176 235ZM63 235V234H62ZM61 235V236H62ZM123 235H124V237L125 238H127V239H129V240H131V236L128 234V233H126V232H124L123 233ZM60 236V235H59ZM59 238H61V237H59ZM62 239H63V237H62ZM163 239V238H162ZM5 240H6V238H5ZM61 240V239H60ZM9 241V240H8ZM62 241V240H61ZM163 241H164V239H163ZM180 244H182V242H180L179 243V245ZM181 246V245H180ZM198 255V254H197ZM199 257V256H198ZM192 258V257H191ZM158 259L160 260V262H161V264H164V262H163V259L161 258V257H158ZM194 260H196V258L194 259ZM186 261V260H185ZM198 261V260H197ZM199 262V261H198ZM197 264V263H196Z\"/></svg>", "mask_w": 264, "mask_h": 264}]
</instances>
